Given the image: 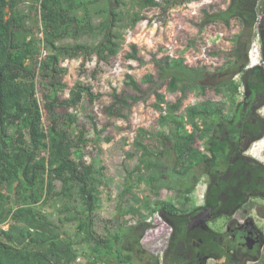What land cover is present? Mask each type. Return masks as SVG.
I'll list each match as a JSON object with an SVG mask.
<instances>
[{"label": "trees", "instance_id": "1", "mask_svg": "<svg viewBox=\"0 0 264 264\" xmlns=\"http://www.w3.org/2000/svg\"><path fill=\"white\" fill-rule=\"evenodd\" d=\"M195 1L136 0L135 5L158 8L165 16ZM125 8V0H0V264H74L80 256L86 264H110L111 259L130 264L134 254L123 255L121 249L135 252L151 227L147 218L155 213L185 215L192 209L197 170L210 159L196 146L198 122L211 133L221 122L240 120L235 98L252 69L236 70L243 72L240 82L231 76L216 85L218 101L206 97L207 69L189 67L183 54L157 63V77L148 74L142 80L146 89L125 73L122 84L131 93L121 98L110 83L113 101L108 110L118 118L129 120L133 106L155 98L157 128H140L134 142L155 171L144 180L154 200L142 206L145 218L133 225L110 220L101 225L96 217L102 206L100 188L109 185V178L102 159L88 153L91 142L98 151L104 139L105 129L94 115L101 95L81 82L69 87L61 62L116 57ZM141 20L143 16L131 18L130 26ZM216 23L239 26L228 54L235 60L241 44L247 48L254 31L264 30V0H229L223 10L204 12L202 30ZM81 37L98 43L78 42ZM129 47L125 59L141 62L136 46ZM166 80L168 92L178 93L173 101L159 92ZM191 94L198 101L182 111ZM77 108L80 113H73ZM144 137L156 145L142 144ZM164 189L178 194V205L159 198Z\"/></svg>", "mask_w": 264, "mask_h": 264}, {"label": "rangeland", "instance_id": "2", "mask_svg": "<svg viewBox=\"0 0 264 264\" xmlns=\"http://www.w3.org/2000/svg\"><path fill=\"white\" fill-rule=\"evenodd\" d=\"M125 2V18L117 30L123 40L119 41L116 57L107 60L98 57L89 60L66 59L61 62V67L67 69L64 81L69 87L81 82L101 95L94 105V115L99 127L105 129L104 139L109 137L110 140L105 142L103 139L98 151L93 147L95 142H91L88 149L89 155H98L102 159L104 172L109 178V185L100 188L102 206L96 217L100 219L101 225L109 220L112 223L118 221L124 226L133 225L145 218L142 206L154 200L144 180L152 177L155 171L148 168V158L142 155L134 142L140 128H157L155 121L158 112L152 107L155 98L151 96L133 106L129 120L118 118L119 114L108 110L113 101L110 83L117 87V94L121 98L131 93L122 84L125 73L141 83L142 89H146L148 84H143L142 80L148 74L157 77V63L163 64L165 59L183 54L184 63L189 67L202 66L207 69L209 74L203 82L206 85V97L218 101L220 97L216 95L214 87L231 76L234 81H241V74L235 72L249 66L244 51L247 53L256 34L259 35L258 69L244 76L235 98L240 113L239 122H221L211 133L208 132V125L198 122L196 146L206 151L210 159L197 170L200 179L191 194V211L179 216L155 213L147 218L151 227L135 252L127 247L121 249L123 255L134 254L130 264H210L204 259L209 234L199 228L188 230L192 216L216 203L219 209L231 213L238 204L252 201L254 215L257 216L254 219L264 224V30H255L247 48L243 42L237 53L239 56L233 60L228 54L233 45L232 38L240 32L239 26L233 23L226 27L216 23L207 25L203 30L201 27L204 12L223 10L229 0H199L172 8L165 16L161 15L158 8L140 10L135 5L136 0ZM135 16H143L144 20L131 27L130 19ZM99 21L96 19L95 23ZM66 42L71 43L72 40L67 39ZM78 42L96 44L98 39L81 37ZM131 44L136 46V55L141 62L125 59V55L131 51ZM166 83L167 80L159 92L164 94L167 101H173L178 93L168 92ZM67 94L68 91H65L64 97ZM253 94L257 99L255 102V99L249 98ZM196 101L198 97L191 94L182 111ZM73 113L79 114L80 109L77 108ZM188 129L191 131V126ZM236 134L239 140L235 138ZM140 142L150 147L156 145L149 137L140 139ZM167 162L172 164V157L167 158ZM159 198L178 205L177 193L164 189ZM46 210L51 209L47 206ZM66 230L71 234L74 232L72 227ZM218 257V264H225L222 252ZM109 262L117 264L112 259ZM74 264H86V260L80 256Z\"/></svg>", "mask_w": 264, "mask_h": 264}, {"label": "flooded vegetation", "instance_id": "3", "mask_svg": "<svg viewBox=\"0 0 264 264\" xmlns=\"http://www.w3.org/2000/svg\"><path fill=\"white\" fill-rule=\"evenodd\" d=\"M260 42L263 43L261 37ZM261 50L263 52V48ZM246 54L245 56L248 58V51ZM246 67L247 69L245 70L258 69L256 66L255 68L248 65ZM240 74L242 76L243 72ZM249 98L254 100L255 95L253 94ZM249 98H246V100ZM235 138H238L237 134ZM204 209L212 210L208 214L209 219L198 224L194 229L188 230L193 231L199 228L209 234L204 257L206 263L218 264V255L222 252L224 255L222 259H224L225 264H230L231 262L264 264V224H260L259 221L254 219L257 216L254 215L252 201L248 204H238L234 209V212L238 214H234V212L228 213L227 210L219 209L218 203L202 210Z\"/></svg>", "mask_w": 264, "mask_h": 264}, {"label": "built area", "instance_id": "4", "mask_svg": "<svg viewBox=\"0 0 264 264\" xmlns=\"http://www.w3.org/2000/svg\"><path fill=\"white\" fill-rule=\"evenodd\" d=\"M193 14H195V12H193ZM258 40H259V35L257 33L256 37L251 42L250 49L248 50L249 67H254L259 64L260 59H258L259 58V53H258L259 47L257 45Z\"/></svg>", "mask_w": 264, "mask_h": 264}, {"label": "water", "instance_id": "5", "mask_svg": "<svg viewBox=\"0 0 264 264\" xmlns=\"http://www.w3.org/2000/svg\"><path fill=\"white\" fill-rule=\"evenodd\" d=\"M212 211L211 209H204L199 214L193 216L189 223H188V229L192 230L195 226L202 223L203 221H206L209 219V212Z\"/></svg>", "mask_w": 264, "mask_h": 264}]
</instances>
